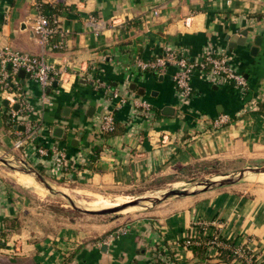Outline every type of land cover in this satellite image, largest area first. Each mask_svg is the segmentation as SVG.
I'll use <instances>...</instances> for the list:
<instances>
[{
	"label": "crops",
	"instance_id": "crops-1",
	"mask_svg": "<svg viewBox=\"0 0 264 264\" xmlns=\"http://www.w3.org/2000/svg\"><path fill=\"white\" fill-rule=\"evenodd\" d=\"M40 3L58 9L53 38L62 39L59 48L42 44L33 29ZM0 44L42 54L64 70L63 81L44 92L31 74L16 75L31 106L28 118L38 124L33 139L19 146L23 128L7 125L12 94L0 87V151L24 157L59 182L128 185L201 160L264 161V0H0ZM221 49L237 60L245 94L195 71L191 93L182 97L173 79L176 64L141 70L135 63L166 50L193 60ZM138 98L148 101L151 113L136 108ZM108 111L116 121L112 133L100 128ZM219 114L229 118L214 126ZM61 150L67 164L59 169L53 162ZM27 206L23 189L0 172V228ZM8 229L0 264H60L69 253L68 264H155L156 258L242 264L219 258L220 241L206 243L201 258L184 244L187 237L212 234L233 239L264 264V195L234 186L177 198L125 223L67 224L32 235Z\"/></svg>",
	"mask_w": 264,
	"mask_h": 264
},
{
	"label": "rangeland",
	"instance_id": "rangeland-1",
	"mask_svg": "<svg viewBox=\"0 0 264 264\" xmlns=\"http://www.w3.org/2000/svg\"><path fill=\"white\" fill-rule=\"evenodd\" d=\"M15 158L25 159L21 156H15ZM13 160L14 159H11L10 161L13 162ZM16 163L18 164L17 161ZM263 164L264 161L259 162L246 158H213L209 160L196 161L193 164L184 166L175 172H170L168 174H164L163 176H157L147 180H137L128 185L116 184L108 186H92L86 184L76 185L73 183L59 182L43 170L31 165L35 168V170L42 173L46 180L52 185V191L46 188L39 180V186L31 184L27 186L17 181L19 179L31 181V177L19 172L17 169H14L12 166L3 162H0V172L4 175V178H6L7 181L22 188L23 193L27 197L28 206L22 212V215L16 218V222H13V229L18 231L25 230V233L32 235L35 230H39L41 232H54L60 226L67 224H75L80 227L91 228L97 226L103 227L110 223H125L128 219L141 215L158 205H168L177 198L185 197L172 195L166 197L158 203H152L149 200H142L139 204L135 205V209L132 208L128 211L118 210L109 213H91L75 209L70 201L62 194L63 192L68 194L73 202L75 204L77 203L76 205L79 207L96 209L90 208L87 205L88 203H91V200H93L95 196H109L108 198L114 199V197L116 198V196L119 195H131L134 199L135 197H147L150 194V197H158L161 193L171 188L194 189L196 187H201L196 184L200 181H204L205 179L218 178L225 173L231 175L237 173L240 169L246 166H260ZM35 183L36 182H34V184ZM225 186H234L238 189H254L264 195V172L247 171L234 183L219 187ZM219 187L210 188L206 191ZM78 190L85 192L84 194H81Z\"/></svg>",
	"mask_w": 264,
	"mask_h": 264
},
{
	"label": "built area",
	"instance_id": "built-area-1",
	"mask_svg": "<svg viewBox=\"0 0 264 264\" xmlns=\"http://www.w3.org/2000/svg\"><path fill=\"white\" fill-rule=\"evenodd\" d=\"M156 12V11H155ZM52 20L44 11L38 9L33 22V29L37 34L39 41L42 44H49L54 48L62 46V39H54L53 34L57 31L56 18L54 15ZM136 65L141 69H158L162 70L166 64L174 63L177 69L173 75L174 83L182 97H186L191 93L192 87L190 79L195 71L200 77L205 80L221 83L222 85H231L241 94H245L248 89V84L245 76L239 69L237 60L231 54L224 50L218 52L206 51L200 59H188L181 53L175 50H166L150 59H137ZM31 74L38 81L42 91L50 87L55 81H63V69L48 62L42 54H33L27 51H21L13 48L8 44H0V87L4 91H10L12 94V102L9 106V113L15 123L23 126L21 137L15 141V146H19L25 140H32L38 128V124L28 118L30 111V103L21 94L20 86L17 82L16 75L19 70ZM98 83V82H97ZM101 84V83H98ZM115 97H118L116 91L113 92ZM43 100L49 102V98L43 93ZM120 100H123L120 98ZM135 106L140 112L145 115L151 113V107L147 100L138 98L135 101ZM16 103L14 107L13 104ZM264 109V100L263 107ZM226 114H219L212 119L211 123L214 126H219L228 120ZM116 127L114 113L108 111L102 116L100 128L102 131H112ZM37 152L47 154L48 150L43 146H38ZM53 164L56 168H62L67 164L66 155L63 150L57 152ZM0 240L3 237L0 236ZM192 241L190 238L184 240V244L189 245ZM212 243L217 242V236L214 235ZM235 251L242 256L243 247L236 245ZM247 262H250V257L245 256ZM80 264V263H74ZM159 264V263H158Z\"/></svg>",
	"mask_w": 264,
	"mask_h": 264
},
{
	"label": "water",
	"instance_id": "water-1",
	"mask_svg": "<svg viewBox=\"0 0 264 264\" xmlns=\"http://www.w3.org/2000/svg\"><path fill=\"white\" fill-rule=\"evenodd\" d=\"M24 73H26L23 69L19 70L18 74L23 76ZM28 73V72H27ZM166 108V107H165ZM20 128H23L22 125H19ZM2 152V153H1ZM11 159H14L13 162L10 161ZM17 159V160H16ZM18 162V164L16 163ZM0 162H3L5 164H8L12 166L14 169H17L18 171L28 173L31 176H33L35 179H38L46 188H48L50 191H52V185L46 180V178L43 176L42 173L38 172L31 166L26 159L23 158H15L9 151H0ZM16 163V164H15ZM251 171V172H264V164L260 166H246L242 169H240L237 173L234 174H228L225 173L221 175V177L218 178H209L205 179L204 181L198 182L196 185H200L201 187H196L194 189H187V188H171L163 193H161L160 196H154V197H135L134 199L124 202L118 205H113V206H107V207H101V208H96V209H88V208H82L76 205L71 197L66 194L62 193L72 204V206L75 209L84 211V212H91V213H109V212H114L118 210H122L129 205H136L139 204L142 200H149L152 203H158L161 200L165 199L166 197L176 195V196H186V195H193L197 194L199 192L206 191L210 188H215L223 185H228L231 183H234L236 180L241 178L245 172Z\"/></svg>",
	"mask_w": 264,
	"mask_h": 264
},
{
	"label": "trees",
	"instance_id": "trees-1",
	"mask_svg": "<svg viewBox=\"0 0 264 264\" xmlns=\"http://www.w3.org/2000/svg\"><path fill=\"white\" fill-rule=\"evenodd\" d=\"M39 8L41 11H44L45 13H47L49 15V19L52 20L53 17H51V15L56 16L58 13V9L56 6H53L50 3H40ZM47 10V11H46ZM8 116L10 117V122L7 123V125L12 126V124L15 123V121L12 120L10 114L8 113ZM7 118V115L5 116ZM116 129V127H115ZM106 131L105 133H112L115 131ZM8 228H14V223L13 222H5L4 226L0 228V236H6V234L8 233L7 231L9 230ZM214 234L212 235H202V236H198V237H187L190 238V240L192 241L191 243H189L188 246H190L194 252V254L198 257H204V251L206 248V243L207 244H212L211 240L213 239ZM217 241H220L222 244L217 245L218 246V251H219V258L221 260H225L230 262L232 260V258L236 257L238 259H240V261L242 262V264H259L256 262L255 260V256L253 254L250 253V251H248L245 247H243V255L240 256L236 251H235V243L234 240L231 238H223L221 236H217ZM72 254L73 253H69L67 256L64 257V260L60 263V264H68L71 259H72ZM164 254H168L165 253ZM170 255V253L168 254ZM248 256L250 257V262L248 263L246 260V257ZM171 257V256H170ZM169 259H158L156 258L155 264L159 263V264H166L167 262H169Z\"/></svg>",
	"mask_w": 264,
	"mask_h": 264
},
{
	"label": "bare ground",
	"instance_id": "bare-ground-1",
	"mask_svg": "<svg viewBox=\"0 0 264 264\" xmlns=\"http://www.w3.org/2000/svg\"><path fill=\"white\" fill-rule=\"evenodd\" d=\"M19 172H21V171H19ZM21 173H23V174H25V175H27V176H30L31 177V181H27V180H23V179H19V180H17V181H19V182H21V183H23V184H25V185H29V184H31V185H35V186H39V182H38V179H34L30 174H28V173H24V172H21ZM36 182L35 184H34V182ZM39 190H41V189H39ZM38 190V191H39ZM42 191V190H41ZM76 191V190H75ZM78 191H80V190H78ZM85 192V191H84ZM84 192L83 191H80L79 193H81V194H84ZM42 193V192H41ZM75 193V192H74ZM93 193V192H92ZM87 194V193H86ZM143 194V193H142ZM99 195V194H98ZM144 195V194H143ZM152 195V194H151ZM85 196V195H84ZM149 196H150V194H149ZM109 197V196H108ZM108 197H104V196H95L94 197V199L93 200H91V203H88L87 205L90 207V208H99V207H107V206H113V205H118V204H121V203H124V202H128V201H130V200H132L133 199V197L131 196V195H119V196H116V198L114 197V199H112V198H108ZM62 198V197H61ZM64 198V197H63ZM77 204V203H76ZM80 205V204H79ZM82 205V204H81ZM84 205V204H83ZM93 206V207H92ZM94 206H99V207H94ZM135 206V205H134ZM134 206H128V207H126V208H124V209H122V210H120V211H128V210H130V209H132V208H136V206L134 207Z\"/></svg>",
	"mask_w": 264,
	"mask_h": 264
}]
</instances>
